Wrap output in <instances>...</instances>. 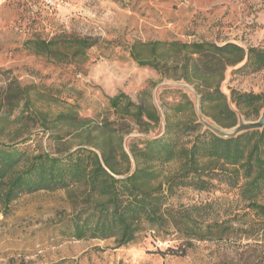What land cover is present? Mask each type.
I'll return each mask as SVG.
<instances>
[{
	"label": "trees",
	"instance_id": "1",
	"mask_svg": "<svg viewBox=\"0 0 264 264\" xmlns=\"http://www.w3.org/2000/svg\"><path fill=\"white\" fill-rule=\"evenodd\" d=\"M94 45L88 38L62 34L49 40L33 38L22 46L53 63L79 64ZM170 53L179 56L173 69L195 88L204 120L232 129L239 119L260 118L263 94L234 89L226 94L221 85L229 69L244 76L263 71L264 48L200 40L136 42L130 49L138 66L158 73ZM38 96L56 100L51 88ZM4 100L27 102L29 88L9 83L0 92V108ZM107 100L117 119L92 128L77 122L79 142L74 148L32 154L30 134L0 142L1 213L9 215L11 205L24 195L79 192L78 209L65 228L75 241L111 240L120 248L143 235L160 240L173 236L178 245L160 254L185 257L196 245L212 243L236 252L235 263L221 264H264V127L220 137L203 127L192 99L179 92L176 102L164 106L159 136L126 144L128 131L114 123L123 126L128 121L147 134L161 116L150 98L137 104L120 93ZM56 119L74 117L61 113ZM171 164L177 168L166 172ZM220 186L229 191L224 197L197 204L171 202L182 189L215 193ZM233 236L246 243L232 242Z\"/></svg>",
	"mask_w": 264,
	"mask_h": 264
},
{
	"label": "rangeland",
	"instance_id": "2",
	"mask_svg": "<svg viewBox=\"0 0 264 264\" xmlns=\"http://www.w3.org/2000/svg\"><path fill=\"white\" fill-rule=\"evenodd\" d=\"M62 34L95 41L84 61L53 63L23 49L27 40H49ZM200 40L264 48V0H0V92L9 83L29 88L27 102L3 101L0 142L30 134L32 154L74 148L79 142L77 122L92 128L116 120L107 99L120 93L137 104L150 98L161 116L160 124L147 134L139 133L128 121L123 126L114 123L128 131L125 143L159 136L164 106L176 102L183 92L198 113V96L173 69L179 56L170 53L158 73L138 66L130 56L131 46ZM47 88L55 102L38 96ZM221 89L226 94L234 89L264 95V70L244 76L229 69ZM61 113L74 119L58 121ZM198 118L212 132L234 133L235 127L221 129L199 113ZM176 168L171 164L164 170ZM228 192L224 186L215 193L182 189L171 202L197 204ZM79 197V192H38L16 200L9 215L0 211V264H221L238 260L235 251L212 243L196 245L185 257L160 254L178 245L173 236L160 240L143 235L120 248L111 240L75 241L67 237L65 228L78 209ZM232 238V242L246 243L242 237ZM241 253L245 258L248 250Z\"/></svg>",
	"mask_w": 264,
	"mask_h": 264
},
{
	"label": "water",
	"instance_id": "3",
	"mask_svg": "<svg viewBox=\"0 0 264 264\" xmlns=\"http://www.w3.org/2000/svg\"><path fill=\"white\" fill-rule=\"evenodd\" d=\"M198 113L200 114L199 108H198ZM263 127H264V108L261 112L260 118L256 122H246L243 119H239L238 125L235 127L234 133L231 135H222L216 132H213V133L220 137L227 138V137H233L241 132H245L248 130H258V129H262Z\"/></svg>",
	"mask_w": 264,
	"mask_h": 264
}]
</instances>
